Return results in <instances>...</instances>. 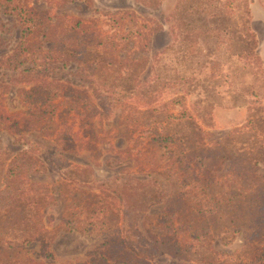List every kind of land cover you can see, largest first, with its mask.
Here are the masks:
<instances>
[{
	"label": "rangeland",
	"instance_id": "374dc122",
	"mask_svg": "<svg viewBox=\"0 0 264 264\" xmlns=\"http://www.w3.org/2000/svg\"><path fill=\"white\" fill-rule=\"evenodd\" d=\"M146 1L148 6L141 0H22L36 12L94 22L101 31L130 39H120L110 56L125 67L114 68L105 81L103 74L87 78L100 92L107 87L112 94L98 100L89 87L78 112L64 114L58 106L51 125L28 135L29 152L42 164H36L37 174L21 173L20 179L27 194H44V207H28L34 211L32 221L40 219L50 236L44 245L16 240L5 248L1 239L14 236L1 230L0 264H91L100 252L111 262L117 259V250L107 247L118 240L110 229H128L116 219L122 205L112 194L118 184L113 180L144 176L175 181V194L185 191L187 201L172 199L170 209L200 208L197 228L208 230L194 250L184 251L189 243L181 242L179 259L147 256L145 262L236 264L237 258L248 263L255 253L264 254V0ZM5 10L0 12L5 22L0 57L11 53L19 35ZM75 59L63 74L51 76L80 85L84 60L87 75L96 57ZM14 77L0 68V111L18 116L23 108ZM180 113L184 121L167 119ZM155 129L169 135L167 148L151 141ZM24 148L22 140L0 128V182L7 158ZM55 151L60 155H52ZM82 167L89 168L90 182L67 173ZM149 205L143 209L149 217L145 225L160 213V205ZM92 207V214L101 213L86 217ZM69 219H76V230L66 224ZM87 222L92 224L85 228ZM126 250L122 257L136 255Z\"/></svg>",
	"mask_w": 264,
	"mask_h": 264
},
{
	"label": "trees",
	"instance_id": "16d2710c",
	"mask_svg": "<svg viewBox=\"0 0 264 264\" xmlns=\"http://www.w3.org/2000/svg\"><path fill=\"white\" fill-rule=\"evenodd\" d=\"M149 1V4H157L156 0ZM21 2L22 0H0V12L4 14L5 9H7L8 13L14 17L19 29L18 39L11 53L0 57V68L16 74L13 79L14 83L18 84L16 97L19 106L23 108L18 116L6 115L1 110L0 128L7 134L16 136L17 141L22 140V143L28 146V148L21 149L20 152L7 158L0 182V231L2 230L3 234L7 228L12 231L14 236L12 241L1 239V242L6 245L5 248L11 247L16 240H20L23 244L37 242L44 245L47 237L50 236L40 219H37V222L32 221L31 217L34 211L28 207L29 205L37 209L44 207V202H42L44 194L41 193L42 191L36 190L27 194V189L20 179L21 173L37 174L36 164L38 166L42 164L29 152L31 147L27 138L28 135L51 125L57 114L58 106H62V113L64 114L73 111L78 112L87 100V88L90 87L91 92L98 100L105 98L104 93H111L107 87H104L107 92H100L93 87L92 82L94 80H87V78L90 79L93 77L92 75L103 74L101 81H105L114 68L125 67L124 63L118 62L115 58L111 60L110 56L119 49V40L130 36L115 31H101L94 22L74 20L56 14L51 15L49 11L36 12ZM141 3L148 4L146 0H141ZM113 20L114 30H119L118 20ZM4 24L5 22L0 18V35L4 30ZM2 41L3 39L0 38V42ZM88 54H93L96 59L92 61L93 65L87 75H83L87 65V60H84L85 63L82 66L85 68L81 67V73L84 77L80 79V85H72L68 77L59 79L51 76L63 74L67 67L66 63L70 62L71 59L75 61L76 57L83 58ZM69 72H67L68 75ZM83 82L87 83L86 86H83ZM102 83L104 84V82ZM175 103L177 104V102ZM185 117L183 113H180L178 117L169 114L167 119H175L176 122H180L184 121ZM153 134L151 141L162 148H167L169 135H160L156 129ZM52 155L59 156L60 152L55 151ZM60 162V159L57 160L55 166L59 165ZM1 164L3 163L1 162ZM47 166L54 167L48 161ZM88 169V167H82L75 171L68 170L67 173L87 183L92 178ZM168 180V183L167 179L163 180L162 183L149 176H144L142 179L122 178L121 181L114 178L113 181L118 182V184L111 187L113 188L112 194L122 205L121 214L119 217L116 215V219L120 220V225L124 224L128 230L123 233L120 228L113 227L110 229L112 233L113 230L116 231L113 236L118 240L110 241L107 247L112 246L117 250V255L114 257L117 259L111 262L106 258V255L104 256L100 252L97 257L91 259V264H150L144 260L147 256L154 258L155 256L168 255L179 259L184 251L189 252L191 249L200 247L199 244L196 246L197 243L203 239V233H208L207 229L201 232L197 228L199 223L196 219L197 217L200 218L201 209L198 210L193 207L189 210V207L185 213L178 207L176 211L171 210L170 201L172 199L177 200L178 203H182V200L187 201V193L182 190L175 194L177 185L171 178ZM62 185L68 186V183L63 181ZM166 188L168 189L167 195H165ZM44 191L46 190L44 189ZM195 196L196 194L193 196V200ZM148 203L150 207L160 205V213L155 217L156 220L153 224L147 222L145 225V221L149 217L143 209ZM92 209L94 208L92 207L88 211L86 217L101 213L98 210L92 214ZM208 213L220 215L218 211L214 210H208ZM75 220H66V224L72 230L77 229ZM97 222L101 221L98 220ZM91 224L87 222L85 228L90 227ZM128 231L129 234H127ZM219 231L225 232L223 228H220ZM131 235L134 236L133 240H130ZM181 236H185L186 239ZM181 242L189 243H187V250L181 249ZM126 249L131 250L133 255H136L129 258L122 257L121 252L127 251ZM137 254L143 259L138 258ZM251 257L253 261L250 260L248 263L242 262L238 258L233 262L236 264H264L262 263L264 260L263 253H255ZM16 263L39 264L25 260Z\"/></svg>",
	"mask_w": 264,
	"mask_h": 264
}]
</instances>
